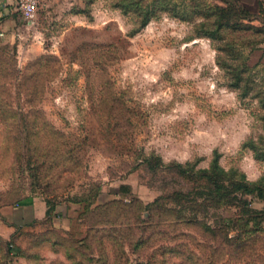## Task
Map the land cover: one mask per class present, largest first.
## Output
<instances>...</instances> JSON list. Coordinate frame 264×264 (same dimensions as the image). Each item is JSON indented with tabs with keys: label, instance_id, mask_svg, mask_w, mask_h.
Masks as SVG:
<instances>
[{
	"label": "rangeland",
	"instance_id": "obj_1",
	"mask_svg": "<svg viewBox=\"0 0 264 264\" xmlns=\"http://www.w3.org/2000/svg\"><path fill=\"white\" fill-rule=\"evenodd\" d=\"M4 1L0 209L54 210L0 216V264H264V199L197 176L264 187V0L224 38L193 0L142 27L130 0Z\"/></svg>",
	"mask_w": 264,
	"mask_h": 264
},
{
	"label": "trees",
	"instance_id": "obj_2",
	"mask_svg": "<svg viewBox=\"0 0 264 264\" xmlns=\"http://www.w3.org/2000/svg\"><path fill=\"white\" fill-rule=\"evenodd\" d=\"M132 3H135V7L137 8L136 10L138 11V16L140 19V23H139V27L144 26L153 16V11H151V9L155 6L157 8H161L163 10H167V11H173L175 16H179V17H183L184 15L182 13H179L180 9L178 8L179 5H181V3L179 4H175L173 0H153L151 3L147 2L148 0H145L144 2H142V4H139L141 2L140 1H132L130 0ZM194 2H199L197 3L198 7L195 6V4H192V8L190 9L191 12H193L194 14H199L202 17H206L208 15H214L215 19L213 22L216 23L215 29L212 30H208L207 32H205L207 35L212 36V37H221L224 38L223 36L220 35V30L225 27V26H232V27H239L241 23V20L244 19V13H248V9L245 5V3H243L241 0H221V2L223 4H220L216 1H214V3H212L213 1H209V0H193ZM209 1V2H208ZM200 3H204V5L206 6L209 5V11L208 9H205V7H202ZM145 4V5H144ZM183 7L184 10L185 6L181 5ZM235 14L241 13V18L240 20L237 22L235 21H230V19L234 16ZM190 15L186 14V17ZM249 145L251 146V148L253 149V151L255 152L257 157H262V153H259L256 145H254L253 143H249ZM178 167L179 168H183L182 165L180 163H178ZM197 176L202 178L204 180V182L209 184L208 187V192L212 193L215 192L218 195H226L229 192H237V191H241L244 193H253L256 192V194L261 197L262 199H264V187L255 184V183H250V182H246L244 180H237V179H233L231 180L230 184L232 186V189L225 191V185L224 183L221 182V179L219 178V173L215 172L214 168H209V169H201L198 171ZM123 188H125V186H123ZM54 210L53 206H49L47 208L46 211V217L45 219L48 220L51 218V212ZM44 219V220H45Z\"/></svg>",
	"mask_w": 264,
	"mask_h": 264
},
{
	"label": "crops",
	"instance_id": "obj_3",
	"mask_svg": "<svg viewBox=\"0 0 264 264\" xmlns=\"http://www.w3.org/2000/svg\"><path fill=\"white\" fill-rule=\"evenodd\" d=\"M4 19V17L1 18L0 23ZM3 22L0 24V29L1 26L4 25ZM47 208L48 205L43 197L36 194H29L23 197L20 202L16 203L11 209L2 207L0 209V216L3 222L6 220L7 225L12 227L16 225L27 226L36 220L45 219ZM8 211L11 212L10 216L8 215Z\"/></svg>",
	"mask_w": 264,
	"mask_h": 264
},
{
	"label": "built area",
	"instance_id": "obj_4",
	"mask_svg": "<svg viewBox=\"0 0 264 264\" xmlns=\"http://www.w3.org/2000/svg\"><path fill=\"white\" fill-rule=\"evenodd\" d=\"M36 5L37 0H19L18 2V8L26 19H30L35 15ZM8 10L7 3L4 0H0V19L4 17L5 13H8ZM2 34L3 31L0 30V35Z\"/></svg>",
	"mask_w": 264,
	"mask_h": 264
}]
</instances>
